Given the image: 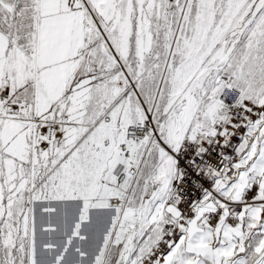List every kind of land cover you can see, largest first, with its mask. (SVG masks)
<instances>
[{"label": "snow or ice", "instance_id": "6c2138e0", "mask_svg": "<svg viewBox=\"0 0 264 264\" xmlns=\"http://www.w3.org/2000/svg\"><path fill=\"white\" fill-rule=\"evenodd\" d=\"M0 264H264V0H0Z\"/></svg>", "mask_w": 264, "mask_h": 264}]
</instances>
